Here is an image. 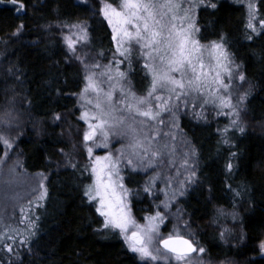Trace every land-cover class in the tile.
<instances>
[{"label": "snow or ice", "instance_id": "6c2138e0", "mask_svg": "<svg viewBox=\"0 0 264 264\" xmlns=\"http://www.w3.org/2000/svg\"><path fill=\"white\" fill-rule=\"evenodd\" d=\"M230 2L244 10L243 38L251 42L255 37L264 36V9L261 8L264 0ZM3 4L10 5L8 10L21 20L12 31L11 39L2 41L7 49L28 29L23 22L28 9L24 0H0V5ZM80 5H85L86 10L87 0H80ZM222 6L221 0H120L118 5L101 0L99 13L111 29L115 46L113 57L106 64L101 63L105 56L103 51L92 54L87 19H60L55 25H38L46 33L51 29L59 31L65 62H75L83 73L80 92L70 93L77 96L80 113L76 119L85 125L83 131L79 124L73 130L70 116L75 114L74 110L68 115L53 110L49 117L50 130L43 122L33 124L37 137L47 134L57 145L66 138L71 145L70 148L58 147L59 159L55 161L46 157V167L51 169L55 165L57 170L72 169L81 176L90 175V182L83 183V199L102 218L100 227L93 231L101 235L118 232L141 264H160L161 261L163 264H236L227 252L223 259L212 258L210 247L195 238L198 229L191 213L183 206L181 198L199 181L200 158L196 147L184 141L186 150L180 165L185 174L183 179H177L181 175L179 169L176 176L162 171L165 166H175V142L179 132L173 129H180L181 118L186 116L197 123H209L208 108L211 107L216 117L228 120L223 128H217V153L221 151L219 145L228 150L223 175L225 189L232 193L233 207L245 202L249 195L246 183L234 187L231 181L239 167V152L234 150L233 136L247 131L244 116L252 86L238 94L234 92L243 87L246 75L229 50L228 34L221 30L216 39L201 43L203 29L197 18L201 11L215 16ZM44 7L45 0H36L32 11L38 13ZM31 43L35 47L41 41ZM261 57L264 58V52ZM137 63L147 84L142 94L137 92L131 77ZM125 64L127 67L122 68ZM7 74L22 83V73L16 65L9 66ZM117 89L118 96L115 95ZM61 92L58 89L57 95ZM14 106L15 94L0 115V152L3 153L0 166H6L10 175L18 174L21 168V154H17L10 166L8 161L23 135ZM28 107L31 108V100ZM13 130L17 133L15 137L11 135ZM113 138L124 141L115 153ZM96 149L107 151L101 156L95 154ZM83 154L87 162L81 167ZM165 157H168L166 164ZM149 170H154V174L143 185L137 184L136 175L147 174ZM49 174H38V187L33 189L35 200H29V205L36 209L44 206L42 201L48 196L44 181ZM208 191L211 198L212 188ZM158 192L163 193L164 199L155 203ZM141 194L152 199L155 205V210L149 209L150 214L145 215L144 224L133 216L134 198H140ZM247 203L251 206L253 201L249 198ZM33 207L27 213L21 207L20 219L15 224L10 222L14 217L5 218L0 214V264H25V258L34 254L41 217ZM217 213L224 215L221 209H217ZM230 215L234 225L239 221L238 229L218 228L213 240L239 248L246 240L243 220L238 211ZM169 217H174L176 224L164 236L162 226ZM256 251L264 258V239L258 241ZM247 264H256L255 257H250Z\"/></svg>", "mask_w": 264, "mask_h": 264}, {"label": "trees", "instance_id": "16d2710c", "mask_svg": "<svg viewBox=\"0 0 264 264\" xmlns=\"http://www.w3.org/2000/svg\"><path fill=\"white\" fill-rule=\"evenodd\" d=\"M119 0H110L116 4ZM28 14L23 22L28 25L23 37L5 49L3 40L11 39V33L21 22L10 5H0V111L15 94V110L24 122L23 135L19 137L16 149L21 166L26 173L50 172L46 180L47 198L42 201L43 207L35 210L41 217L39 239L34 247V254L25 258V264H141L128 251L118 232L108 231L104 235L94 232L100 227L101 218L94 207L83 199V183L90 182L86 173L72 169H51L46 167V157L54 161L59 159L58 147L69 148L65 138L60 145L53 137L45 134L37 137L33 124L43 122L46 129H51L49 117L53 110L70 116L72 125L76 123V95L83 87V73L77 64L65 62V55L59 31L51 29L45 32L38 27L40 24L52 23L58 20L87 19L90 24L91 51H103L106 58L114 50L111 31L106 21L99 17L97 4L80 5L74 0H45V7L38 13H33L32 5L36 0H24ZM108 2V0H106ZM222 7L215 16L204 12L198 15V22L203 29L202 42L217 38L223 30L228 34L229 50L234 53L238 64L246 75V81L252 86V92L247 102V117L252 123L264 122V36L255 37L249 42L242 36L244 10L231 3L221 0ZM93 5V6H92ZM264 9V4H261ZM55 9V11H54ZM39 40L33 47L32 41ZM16 65L22 73V83L7 74V68ZM132 81L138 92H143L147 84L143 81V73L139 64L131 74ZM62 90L57 95V90ZM27 97V99H25ZM31 100V108L28 107ZM32 127V128H31ZM218 124L213 122L197 123L187 117H182L180 128L189 142L199 153V181L185 197L183 206L191 213L192 220L199 227L198 240L211 249L214 259H223L225 252L236 261V264H247L250 257H255L256 264H264L256 251L259 240L264 239V134L257 131H246L245 134L235 133L234 150L239 152V167L232 178L234 187L241 183L249 186V195L245 202L233 207L232 193L224 186L223 164L227 157V148L219 145ZM74 130V129H73ZM57 128L56 132L59 133ZM82 167V165H81ZM137 184L142 185L143 179L136 175ZM134 187L135 185H129ZM209 187L212 188L211 198ZM253 201L250 206L248 199ZM152 210L148 197L141 194L134 198L133 213L137 219H142ZM217 209H237L243 220L246 233L245 243L239 248L220 244L213 240L217 232L209 229L206 223L210 221Z\"/></svg>", "mask_w": 264, "mask_h": 264}, {"label": "rangeland", "instance_id": "374dc122", "mask_svg": "<svg viewBox=\"0 0 264 264\" xmlns=\"http://www.w3.org/2000/svg\"><path fill=\"white\" fill-rule=\"evenodd\" d=\"M74 1L77 4H80V0H74ZM119 2H120V0L116 4H114V5H118ZM93 3H96L97 4V12L99 14V17L103 18L102 15L99 13V7L101 5V0H87V5H91ZM106 23H107V21H106ZM107 25H108V23H107ZM110 31H111V29H110ZM111 35H112V33H111ZM201 43H207V42H202L201 41ZM114 52H115V46H114L113 52L110 53V55H108L106 58H103L101 60V63L102 64H106L108 62V60H110L113 57V53ZM92 54L95 55L94 53H92ZM72 63L73 64H76L75 62H72ZM121 67L122 68H126L127 65L125 64V65H122ZM236 84L237 85L240 84L239 80L236 81ZM249 85L250 84L247 81H245L243 83V87L242 88L234 89V92L236 94H238L239 92H242L244 90H247L249 88ZM105 87H106V85H105ZM143 92H138V93H141L142 94ZM251 92H252V87H251ZM115 95H117V96L119 95V89H117ZM76 102H77V96H76ZM5 108H6V106L3 108V110ZM3 110L0 111V115H2ZM208 112H209V122H213L215 124H218L220 126V128H223L224 125H226L228 123V120L225 117H223V116L216 117L211 107L208 108ZM79 113H80V109L76 105V114H77V116L79 115ZM15 114L18 116V119L20 121L21 127L23 128V132H24V122H23V119H22V117L20 116V114L16 110H15ZM244 119H245V123H246V126H247V131H251L252 130V131H257V132H260V133L264 134V122L252 123L248 119L246 113H245ZM78 124L80 125V130L82 132L83 131V128L85 127V125H83V123L81 121H78L77 119H76V123L73 126V129L75 131L76 125H78ZM167 130L168 129L165 128V131H167ZM173 131H178L179 132V134L177 135L176 142H175V144H176V150H177L176 151V156H175L176 163H175V166L172 167V168H168L167 166H165L162 169V171H164L165 173H167V172L170 171L173 176H176L177 169H179L180 172H181V175L177 177V179L179 180V179H183L184 178V175H185L183 173V169L180 167V165H181L182 153H183V151L186 150L184 141H188L189 142V140L184 135V133L182 132L181 128L179 130L173 129ZM11 135L13 137H15L17 135L16 131L13 130L12 133H11ZM165 139H168V138H165ZM122 143H124V141H120L117 138H113L112 144L114 145V147H113V152L114 153H115V150L116 149H119L121 147ZM68 145H69V148H70L71 147L70 143H68ZM106 151L107 150H105V149H96L95 150V154L96 155L103 156V155H105ZM17 154H18V151H17L16 148H15V151L14 152H11L10 153L11 159L8 161V165L9 166L17 159ZM2 155H3V153L0 152V156H2ZM167 159H168V157H165V164L167 163ZM86 162H87V156H86V154H83V159L81 161V165L83 166V164L86 163ZM20 163H21V161H20ZM157 170H161V169H157ZM39 173H41V172H39ZM39 173H34V174L26 173L23 170L22 166H21V168L18 170V174H16V175H10L8 173V171H7V167L6 166H0V214H3L5 218H7L9 216L14 217V219L10 221L11 223L15 224L20 219V215H21L20 208L21 207H23L26 210V213H27V210L30 207H33L32 205H29V200L30 199L31 200H35V196L33 195V189H36L38 187V174ZM153 174H154V170H149V172L147 174H145L144 172H140L137 175H139L140 177H142L143 183H144ZM44 183L46 185V181H44ZM143 183H142V185H143ZM160 187L162 188L163 187V184H160ZM193 187H195V185H191L189 187L188 192ZM148 199H149V201L151 203L152 211H154L155 210L154 202H153L152 199H150V198H148ZM163 199H164L163 193L158 192V199L155 201V203H159L160 200H163ZM35 210H36V208L33 207V211L34 212H35ZM221 210H223V209H221ZM173 211H174V209H173ZM233 211H238V210L237 209L236 210L235 209H232V210H223L224 215H219L217 213V211H216L214 217L210 221H208L206 223V226L209 229H213L215 231L218 228H220V229H223V228L233 229L234 227H236L238 229V227H239V221H237V224L234 225L233 224L232 217L230 215V213H232ZM145 215H148V214H145ZM145 215H144V217H145ZM133 216L137 220L138 223H140V224H144L145 223L144 217L142 219H137L135 217L134 213H133ZM33 218H34V216H33ZM101 220H102V218H101ZM175 224H176L175 218L174 217H169V220L166 221V223H165L164 226H162V233H163V235L166 236L168 234V232H170L173 229V226ZM194 226L198 229V232H199V230H200L199 227L196 226L195 224H194ZM21 227H23V226L21 225ZM0 229H2V225H0ZM217 234H218V232H217ZM195 238L198 239L197 235H196ZM122 241L125 244V242H124L123 239H122ZM125 246L127 248V245L126 244H125ZM156 246H158V244ZM132 254L135 256V258L137 259V261L139 263H141V261L139 260V258L134 253H132ZM216 260H219V259H216ZM160 264H163V261H161Z\"/></svg>", "mask_w": 264, "mask_h": 264}]
</instances>
